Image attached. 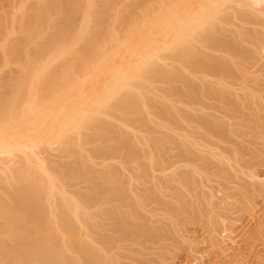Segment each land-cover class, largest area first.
Segmentation results:
<instances>
[{
    "label": "bare ground",
    "instance_id": "6f19581e",
    "mask_svg": "<svg viewBox=\"0 0 264 264\" xmlns=\"http://www.w3.org/2000/svg\"><path fill=\"white\" fill-rule=\"evenodd\" d=\"M19 2L0 264H264V0Z\"/></svg>",
    "mask_w": 264,
    "mask_h": 264
},
{
    "label": "rangeland",
    "instance_id": "374dc122",
    "mask_svg": "<svg viewBox=\"0 0 264 264\" xmlns=\"http://www.w3.org/2000/svg\"><path fill=\"white\" fill-rule=\"evenodd\" d=\"M17 1V0H16ZM19 1H22V0H18V2ZM10 2H12L11 0H10ZM9 2V3H10ZM17 2V3H18ZM9 3H8V1L7 0H0V58H2L3 60L2 61H0V66H1V64H2V66L0 67V78L1 77H6L7 76V74L9 75V74H11L12 72L11 71H13L14 69H16V68H18V67H22V66H29V64H28V62H26V61H24L23 60V62H17L16 60L15 61H13L14 59H11L10 57V59L8 58V47H7V45H8V42L6 43V41L7 40H10V39H12V38H16L17 36H18V34L20 33V31H21V25H23L24 24V21L23 20H25V18H26V15L27 14H25V13H23V11L21 10V8H22V4L20 3H18V5H16V4H14L15 3V0H13V2L11 3V5L9 6ZM13 4V5H12ZM15 5H16V7H15ZM3 6H5V7H3ZM12 6H13V8H12ZM22 12V13H21ZM23 14V15H22ZM19 15H22V16H19ZM21 18V20L19 19V17ZM16 17H18V18H16ZM2 19V20H1ZM19 19V20H18ZM23 19V20H22ZM16 21V22H15ZM26 21V20H25ZM16 23H17V25H16ZM8 25H9V27H8ZM18 26V27H17ZM11 27V28H10ZM10 29V30H9ZM16 29V30H15ZM6 31V32H5ZM5 32L6 33V35H3V33ZM18 32V33H17ZM17 33V34H16ZM6 36V37H5ZM5 37V38H4ZM3 46V47H2ZM7 47V50H6V47ZM9 46V45H8ZM4 48V49H3ZM3 54V55H2ZM1 60V59H0ZM14 63H13V62ZM12 62V63H11ZM27 63V64H26ZM6 75V76H5ZM154 81H155V79H154ZM151 82V81H150ZM156 82H157V79H156V81H155V84H156ZM24 142V144H27V141H23ZM151 149V148H150ZM86 155H88L87 153H86ZM84 156H85V154H84ZM98 162H100V159L98 160ZM28 165V164H27ZM23 166H24V164H23ZM26 166V165H25ZM24 166V167H25ZM29 166V165H28ZM27 166V167H28ZM73 184H77V182H73ZM3 190H1L0 189V193L2 192ZM67 196H71L70 194H68ZM261 200H262V198H261ZM260 199H259V205H260V203H261V205L260 206H262V208H263V210H264V204L262 203L263 202V200L261 201ZM261 201V202H260ZM247 225V226H246ZM249 226V227H248ZM245 227H246V230L247 229H249L250 227H251V223H250V225H249V221H247L246 222V224H245ZM241 232V231H240ZM242 234V233H241ZM203 248V247H202ZM185 249V248H184ZM181 250L182 251V253H181V251L180 252H178V253H181V254H178L180 257H184V255L185 254H187L189 251H188V247H186V249H187V251L186 250ZM197 264V263H196ZM198 264H201V263H198Z\"/></svg>",
    "mask_w": 264,
    "mask_h": 264
}]
</instances>
